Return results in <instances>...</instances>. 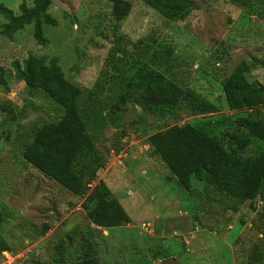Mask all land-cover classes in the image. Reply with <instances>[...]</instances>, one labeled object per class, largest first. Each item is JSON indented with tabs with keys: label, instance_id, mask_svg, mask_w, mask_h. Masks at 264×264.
Here are the masks:
<instances>
[{
	"label": "rangeland",
	"instance_id": "374dc122",
	"mask_svg": "<svg viewBox=\"0 0 264 264\" xmlns=\"http://www.w3.org/2000/svg\"><path fill=\"white\" fill-rule=\"evenodd\" d=\"M112 1L50 0L46 13L53 24L40 19L8 35L0 15V236L6 243L0 264H76L84 255L98 264H159L169 257L179 264H264V184L255 198L239 203L194 177L185 190L148 142L172 126L232 121L252 110L264 116V102L230 110L221 91L242 61L248 80L264 87V0H188L172 21L140 0H125L130 9L116 21ZM21 2L33 4L0 0L14 15ZM37 25L42 42L35 38ZM29 55L55 58L79 91L88 147L71 166L78 193L23 159L36 132L63 114L43 91L15 76L14 63ZM137 61L212 108L193 111L185 106L188 97L172 111L134 103L127 82ZM220 143L243 162L263 148L242 131ZM98 181L128 224L100 228L87 219L83 204Z\"/></svg>",
	"mask_w": 264,
	"mask_h": 264
},
{
	"label": "trees",
	"instance_id": "16d2710c",
	"mask_svg": "<svg viewBox=\"0 0 264 264\" xmlns=\"http://www.w3.org/2000/svg\"><path fill=\"white\" fill-rule=\"evenodd\" d=\"M167 21L174 20L188 0H140ZM50 0H33L31 7L23 2L18 5V15L0 4V15L6 21L1 25L4 35L20 30L32 21L42 19L46 24L54 21L46 10ZM130 9L125 0L112 1V16L121 21ZM37 42H42L38 25L35 28ZM138 62V61H137ZM128 80L132 101L154 111H172L183 97L190 102L185 106L193 111L210 110L211 105L188 89H181L144 62ZM15 76L25 86L43 91L47 97L63 109V114L53 126L43 125L23 151V159L62 188L79 192L80 183L71 166L81 152L87 149L85 126L78 111L79 91L67 82L57 60L27 56L20 64L13 65ZM245 62H240L222 82L221 91L230 110L252 108L264 102V87L248 80ZM139 93V97L134 94ZM123 100V97H120ZM232 121L220 119L199 125L172 126L148 137L149 145L180 186L188 190L190 178L205 182L215 190L225 193L239 202L252 200L264 184V116L254 110ZM224 127L225 132L212 134V128ZM242 131L247 137L260 141L263 148L252 162H243L221 146L224 136ZM236 138V137H235ZM246 144L244 140L239 148ZM83 210L87 219L96 227L113 228L129 223V217L118 202L110 197V191L98 181L85 198ZM1 220V218H0ZM6 243L0 236V253ZM76 264H98L94 257L84 255Z\"/></svg>",
	"mask_w": 264,
	"mask_h": 264
},
{
	"label": "water",
	"instance_id": "95a60500",
	"mask_svg": "<svg viewBox=\"0 0 264 264\" xmlns=\"http://www.w3.org/2000/svg\"><path fill=\"white\" fill-rule=\"evenodd\" d=\"M159 264H179L174 258H165L160 260Z\"/></svg>",
	"mask_w": 264,
	"mask_h": 264
}]
</instances>
